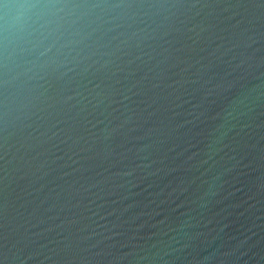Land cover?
Wrapping results in <instances>:
<instances>
[{
    "label": "water",
    "instance_id": "water-1",
    "mask_svg": "<svg viewBox=\"0 0 264 264\" xmlns=\"http://www.w3.org/2000/svg\"><path fill=\"white\" fill-rule=\"evenodd\" d=\"M0 264H264V0H0Z\"/></svg>",
    "mask_w": 264,
    "mask_h": 264
}]
</instances>
